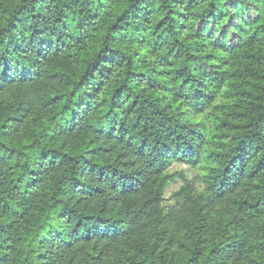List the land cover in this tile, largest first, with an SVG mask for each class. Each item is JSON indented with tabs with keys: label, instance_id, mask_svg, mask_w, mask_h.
<instances>
[{
	"label": "trees",
	"instance_id": "1",
	"mask_svg": "<svg viewBox=\"0 0 264 264\" xmlns=\"http://www.w3.org/2000/svg\"><path fill=\"white\" fill-rule=\"evenodd\" d=\"M0 264H264V0H0Z\"/></svg>",
	"mask_w": 264,
	"mask_h": 264
},
{
	"label": "rangeland",
	"instance_id": "2",
	"mask_svg": "<svg viewBox=\"0 0 264 264\" xmlns=\"http://www.w3.org/2000/svg\"><path fill=\"white\" fill-rule=\"evenodd\" d=\"M171 172H183L190 182L199 183V178L204 171L200 168H192L191 166L185 164L175 163L171 168ZM182 185L183 181L181 179H178L177 181L169 184L165 194L167 205H171L174 203L172 195L174 194V192L178 191Z\"/></svg>",
	"mask_w": 264,
	"mask_h": 264
}]
</instances>
